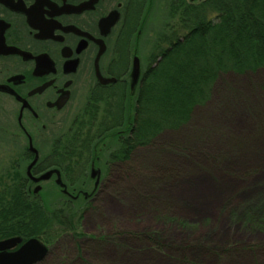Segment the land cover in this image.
<instances>
[{"label":"rangeland","instance_id":"obj_1","mask_svg":"<svg viewBox=\"0 0 264 264\" xmlns=\"http://www.w3.org/2000/svg\"><path fill=\"white\" fill-rule=\"evenodd\" d=\"M171 1L151 0L138 36L139 24L122 29L119 40L128 49L121 58L125 73L133 54L139 58L142 74L149 67ZM143 3L144 12L148 2ZM141 78L132 93L124 76V92L115 90L114 99L110 94L91 97L90 88L79 93L68 121L59 129L66 134L55 150L65 165L63 181L74 197L63 193L53 179L42 182L35 192L37 186L23 169L27 156H17L23 142L0 141V195L8 199L12 187L19 184L13 181L16 168L11 163L15 162L22 169L28 196L56 212L53 232L35 236L48 238L49 247L35 264H131L141 258V264H240V259L241 264H264V67L252 73L219 74L207 99L194 106L189 121L161 131L148 144L134 145L127 157L121 146L139 128L135 112ZM106 105L112 116L121 107V124L105 132L102 142L94 146L93 157L80 167L61 145L78 127V118L88 121L85 110L96 108L98 122ZM95 133L93 129L88 135ZM114 151L120 155L116 159L109 157ZM240 155L258 160L236 166L233 163ZM91 168L98 170L95 188ZM68 171L69 177L64 173ZM112 204L120 210H111ZM62 215L69 220L64 222ZM109 249L114 253H107Z\"/></svg>","mask_w":264,"mask_h":264},{"label":"flooded vegetation","instance_id":"obj_2","mask_svg":"<svg viewBox=\"0 0 264 264\" xmlns=\"http://www.w3.org/2000/svg\"><path fill=\"white\" fill-rule=\"evenodd\" d=\"M147 2L143 12V0H0V141L23 142L17 156H27L23 169L34 187L53 179L63 193L75 196L63 181L65 165L55 151L66 134L59 129L83 90L112 99L115 90L122 92L132 63L125 73L121 58L128 49L119 37L125 26L139 24L138 36L151 6ZM141 74L140 67L139 79ZM137 83L131 87L129 80L132 93Z\"/></svg>","mask_w":264,"mask_h":264},{"label":"trees","instance_id":"obj_3","mask_svg":"<svg viewBox=\"0 0 264 264\" xmlns=\"http://www.w3.org/2000/svg\"><path fill=\"white\" fill-rule=\"evenodd\" d=\"M168 9L169 18L158 32L149 58L153 63L149 61L140 77L135 112L139 128L133 130L126 145L120 144L124 156L131 148L150 143L161 131L174 130L189 121L194 106L207 99L219 74L252 73L264 67V0H204L197 4L172 0ZM122 94L127 98L126 93ZM120 110L117 107L112 116L110 106H103L98 122L96 108L85 110L90 114L88 121L77 119L78 127L66 135L67 144H62L61 150L70 151L80 167L86 165L105 132L121 124ZM122 112H127L125 102ZM93 129L95 135H88ZM118 156L115 151L109 155L115 159ZM64 173L69 177V171ZM13 174V181L19 184L12 187L8 199L0 195V239L9 235L25 239L53 232L51 229L57 225L55 209L34 203L37 198L26 193L20 170ZM61 218L64 222L68 219L63 215ZM46 239L42 238L44 243Z\"/></svg>","mask_w":264,"mask_h":264},{"label":"water","instance_id":"obj_4","mask_svg":"<svg viewBox=\"0 0 264 264\" xmlns=\"http://www.w3.org/2000/svg\"><path fill=\"white\" fill-rule=\"evenodd\" d=\"M129 76L130 85L133 87L137 83L140 76V62L138 56H134L132 59ZM103 82H106V80ZM30 148L33 149L31 146ZM36 159L37 155H35L34 159L28 166L29 174V169L35 163ZM96 173H98L97 169H91V176H94ZM48 175L49 172H46L39 177L34 178V180L38 181L44 179ZM97 182L98 178H96L94 186H96ZM39 188L40 187L37 186L35 188V192ZM21 241L22 239L19 236H12L0 240V264H34L42 260L48 252V247L36 237H30L22 243ZM18 244L20 245L15 248Z\"/></svg>","mask_w":264,"mask_h":264},{"label":"bare ground","instance_id":"obj_5","mask_svg":"<svg viewBox=\"0 0 264 264\" xmlns=\"http://www.w3.org/2000/svg\"><path fill=\"white\" fill-rule=\"evenodd\" d=\"M255 161V160H258L257 158L256 159H254V157L253 158H250L249 156H248V158L246 159V158H241V155H240V157H239V159H237L233 164H235L236 166H238L239 164H241V161H243L244 163L245 162H247V161ZM111 210H114V211H119L120 210V207H118L117 205H115V204H112L111 205ZM114 249H109L108 251H107V253H109V254H112V253H114V251H113ZM196 253H197V251H195ZM199 253H200V251H198ZM198 253V254H199ZM243 259H240V264L241 263H244L243 261H242ZM141 262H142V258L141 259H136V260H134V261H132V263L131 264H141ZM161 264H165V262H160Z\"/></svg>","mask_w":264,"mask_h":264}]
</instances>
